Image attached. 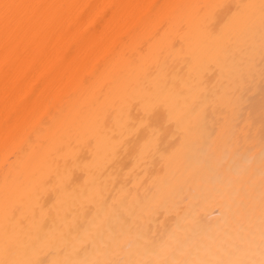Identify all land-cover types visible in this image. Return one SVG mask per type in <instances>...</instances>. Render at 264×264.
Wrapping results in <instances>:
<instances>
[{"label":"bare ground","instance_id":"1","mask_svg":"<svg viewBox=\"0 0 264 264\" xmlns=\"http://www.w3.org/2000/svg\"><path fill=\"white\" fill-rule=\"evenodd\" d=\"M0 264H264V0H0Z\"/></svg>","mask_w":264,"mask_h":264}]
</instances>
